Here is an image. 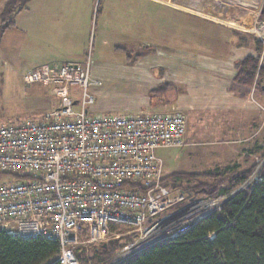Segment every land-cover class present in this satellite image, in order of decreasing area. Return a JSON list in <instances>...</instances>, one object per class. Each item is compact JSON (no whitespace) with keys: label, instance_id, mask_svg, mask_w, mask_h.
I'll use <instances>...</instances> for the list:
<instances>
[{"label":"crops","instance_id":"crops-1","mask_svg":"<svg viewBox=\"0 0 264 264\" xmlns=\"http://www.w3.org/2000/svg\"><path fill=\"white\" fill-rule=\"evenodd\" d=\"M263 2L28 0L2 39L17 36L12 75L65 61L84 64L89 57L92 76L102 81L97 107L138 114L179 110L186 118L180 147L201 169L168 170L163 177L241 170L264 150V85L236 80L237 64L258 54L253 41H264ZM94 13L103 19L95 24L89 55ZM165 82L171 84L166 93L152 96ZM23 83L9 95L28 111L42 115L58 104L49 87Z\"/></svg>","mask_w":264,"mask_h":264},{"label":"built area","instance_id":"built-area-1","mask_svg":"<svg viewBox=\"0 0 264 264\" xmlns=\"http://www.w3.org/2000/svg\"><path fill=\"white\" fill-rule=\"evenodd\" d=\"M22 80L49 87L59 103L39 120L0 124V174L11 176L0 183L1 230L54 240L58 264H80V244L118 238L113 226L125 225L134 236L114 254L118 262L221 209L225 193L198 196L162 182L157 150L184 144L179 110L89 112L101 85L89 57L42 65Z\"/></svg>","mask_w":264,"mask_h":264},{"label":"trees","instance_id":"trees-1","mask_svg":"<svg viewBox=\"0 0 264 264\" xmlns=\"http://www.w3.org/2000/svg\"><path fill=\"white\" fill-rule=\"evenodd\" d=\"M28 0H0V41L4 32L14 27V17L25 8ZM264 17V2L262 6ZM257 55L248 56L237 64L236 80L246 86L264 78V46L255 43ZM263 52L260 61V54ZM170 83L151 90V95H164ZM264 152V151H263ZM236 169H216L206 173L210 180L200 181L205 173L175 172L162 179L164 185L194 194L216 196L244 182L251 174ZM225 180L227 188L218 187ZM214 210L193 222L177 235L159 240L114 264H264V164L255 180L236 190ZM113 227H124L114 225ZM134 234L107 240L86 247V261L104 264L128 243ZM85 249V248H83ZM58 244L44 238H21L0 229V264H58ZM79 263L85 262V250L76 251Z\"/></svg>","mask_w":264,"mask_h":264},{"label":"rangeland","instance_id":"rangeland-1","mask_svg":"<svg viewBox=\"0 0 264 264\" xmlns=\"http://www.w3.org/2000/svg\"><path fill=\"white\" fill-rule=\"evenodd\" d=\"M102 3H101V5H102ZM101 19H103V18H102V16H100V14L99 15H97L96 13L93 14L92 24H91L92 25V36H91V40H90V48L88 49V52H86L89 55H90V51H91L92 43H93V36H94L93 31H94L95 24H97V21H100ZM15 37H16V39H15ZM253 42H254V46H255V43L257 42V40H254ZM261 42L264 46V42L263 41H261ZM17 44H18L17 36H15V34H12V33H8L7 36H5V38L1 39V41H0V124L5 123V122L16 123L18 121L26 120V119L39 120L41 118V115H38V112L28 111L26 108L29 106L26 105V103H24L23 101L19 100L18 97L14 98L13 94L9 95L14 91L15 85H18L20 82L23 83V81H22L23 75L20 74L18 77L15 73L12 75V71H14V70L10 69L8 67V66H12V64H16V61H19L17 59V52H18V49L16 47ZM10 47H12L11 51L9 50ZM255 49H256V47H255ZM261 55L263 56V52H261ZM15 67L18 68L17 69L18 71L20 70V68H22L21 65H19V64L15 65ZM14 72H16V71H14ZM33 84H38V83H33ZM259 85H264L263 79H262V81L257 80L256 84H253L252 87L257 88V86H259ZM98 97L99 96L96 95V102L89 109L90 110L89 112H91V113H103L104 112V113H113V114L128 112V113L135 114L134 112H130V111H108L107 109L99 108L96 106L98 101H99ZM50 98L53 102H56V100H57L56 97L53 95L50 96ZM58 103H59V99H58ZM261 108H262L263 113H264V104H263V106H261ZM261 126L264 128V116L262 119ZM157 154L164 161L163 162L164 163L163 175H168L170 172L168 170L187 171V170H191L192 168H193L192 170H196V168L201 169L200 167H198V164L195 163L196 161L193 159L194 157L193 156L189 157L187 155L185 147H183V148H181V147L159 148L157 150ZM246 162H247V164L245 165L246 168H242L241 170L236 169V171H238V173H239V172H245L248 169H251L252 173L255 172V175H252V173L249 175L250 180L249 179L248 180L251 181L257 177V175L259 174V172H260V170L264 164V152L261 153V155L257 156V157H254L252 155L250 157V160H247ZM256 168H257V170H256ZM215 171H216V169L203 170V171L199 172V174L205 173V175H207L206 173H212ZM209 177L210 176H208V175L207 176H200V181H202V182L209 181L210 180ZM10 179H11L10 175L0 174V183H6ZM248 180H246V181H248ZM249 183L246 185L240 183L238 186H235V187H232L231 189H229L227 192H225V194L227 195L229 193H233L236 190L243 189L244 187L248 186ZM228 186H229L228 181L225 180L218 187L227 188ZM198 196H208V195H205V193H200V194H198ZM121 226H124V227H117L116 228L117 229L116 231L120 234V236H125V235H129L132 233V232L129 233L131 231V228H129L125 225H121ZM84 239H85V237L83 235L81 237L79 236V240L82 241ZM83 248H85V249H83ZM81 250H85V262H84V264H92V263H90L91 261H86V255L88 258H90V255H91L90 252H87V254H86V245L80 244L76 249V251H81ZM116 262L117 261L114 260L112 257L111 259H109L104 264H114ZM80 264H83V263L80 262Z\"/></svg>","mask_w":264,"mask_h":264}]
</instances>
